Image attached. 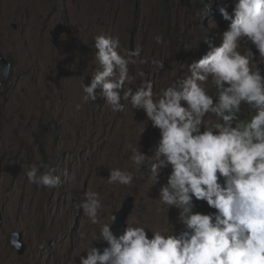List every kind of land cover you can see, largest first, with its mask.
<instances>
[{
  "label": "clouds",
  "instance_id": "9594fccd",
  "mask_svg": "<svg viewBox=\"0 0 264 264\" xmlns=\"http://www.w3.org/2000/svg\"><path fill=\"white\" fill-rule=\"evenodd\" d=\"M221 5V16L209 13L207 6L199 13V29L212 20L218 29L205 32L198 44L187 48L184 56L193 52L186 61L170 63L169 30L154 38L163 51L155 59L144 57L138 43L121 52L118 37L94 38L92 60L96 58L99 69L90 83H81L82 101H95L99 90L100 101L111 111L123 110V97L145 113L141 135L148 123L153 140L148 151L133 149L130 159L142 173L150 171L154 184L160 170L170 166L158 201L183 229L176 233L168 211L161 212L150 232L128 225L135 205L132 196L125 222L115 217L125 200L111 224L100 230L72 218L71 234L75 232L83 246L69 248V264H264V0H223ZM73 44L81 50L80 40ZM136 59L146 62L149 75L132 88L129 65ZM4 62L9 72L0 67V97L14 75L12 62ZM126 82L131 86L123 91ZM41 167L43 172L30 167L28 181L60 189V170ZM132 181L133 174L119 168L110 170L107 178L109 184ZM75 208V214L82 209L91 223H98L99 194L86 192ZM158 221H165L167 229ZM8 242L17 256L24 254L21 231L13 230ZM78 255L84 256L77 261Z\"/></svg>",
  "mask_w": 264,
  "mask_h": 264
},
{
  "label": "rangeland",
  "instance_id": "374dc122",
  "mask_svg": "<svg viewBox=\"0 0 264 264\" xmlns=\"http://www.w3.org/2000/svg\"><path fill=\"white\" fill-rule=\"evenodd\" d=\"M222 2L191 0L188 6L183 0H0V56L14 65L11 86L0 97V264H69V248L83 246L71 234L72 218L100 230L111 224L129 196L135 197V205L128 225L150 232L161 212L168 211L176 233L183 229L158 201L170 166L160 170L154 184L150 171L142 173L130 159L133 149L148 151L153 140L148 123L141 135L145 113L123 97V110L113 112L100 101L99 90L95 101L84 103L81 83H90L99 69L96 58L92 60L97 35L118 37L121 52L138 43L144 57L155 59L163 51L154 38L169 30L170 63L186 61L193 52L184 56L187 48L218 29L214 20L199 29V13L207 6L209 13L221 16ZM75 40L81 41V50L74 48ZM140 60L129 65L132 88L149 75ZM130 86L126 82L122 90ZM33 165L41 172L42 165L59 169L62 187L30 183L26 172ZM114 168L131 172L132 183L109 184ZM88 191L98 193L102 203L96 224L82 209L75 214V205ZM160 228L167 229L165 221ZM13 230L22 232V256L9 246Z\"/></svg>",
  "mask_w": 264,
  "mask_h": 264
},
{
  "label": "water",
  "instance_id": "95a60500",
  "mask_svg": "<svg viewBox=\"0 0 264 264\" xmlns=\"http://www.w3.org/2000/svg\"><path fill=\"white\" fill-rule=\"evenodd\" d=\"M5 67V74L7 75L8 72H9V66L6 62H4V59L0 57V67ZM134 202V199L132 196H129L125 199L124 203H123V206L120 210V212H118L115 217H116V220H119V221H122V222H125V220L127 219L129 213L131 212V210H129L131 207V205L133 204Z\"/></svg>",
  "mask_w": 264,
  "mask_h": 264
}]
</instances>
